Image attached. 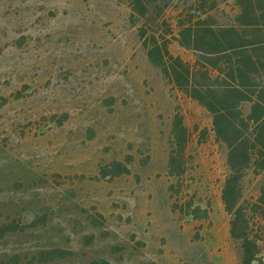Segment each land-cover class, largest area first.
<instances>
[{
	"label": "rangeland",
	"instance_id": "1",
	"mask_svg": "<svg viewBox=\"0 0 264 264\" xmlns=\"http://www.w3.org/2000/svg\"><path fill=\"white\" fill-rule=\"evenodd\" d=\"M212 2L233 24L234 2ZM192 3L0 0V264H240L226 150L144 46L192 63L173 39Z\"/></svg>",
	"mask_w": 264,
	"mask_h": 264
},
{
	"label": "trees",
	"instance_id": "2",
	"mask_svg": "<svg viewBox=\"0 0 264 264\" xmlns=\"http://www.w3.org/2000/svg\"><path fill=\"white\" fill-rule=\"evenodd\" d=\"M158 1L129 0L133 15L143 18ZM192 1L178 14L173 36L193 53L192 63L171 54L169 43L154 34L144 46L163 77L210 114L215 141L226 150L229 172L221 198L230 216V236L239 244L240 264H264V0H231L236 9L231 25L216 22V2ZM174 137L179 146L185 142L181 123H175ZM174 162L171 157V169ZM126 173L124 168L116 175ZM188 215L209 217L199 207Z\"/></svg>",
	"mask_w": 264,
	"mask_h": 264
}]
</instances>
